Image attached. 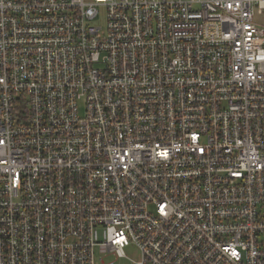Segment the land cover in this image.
I'll use <instances>...</instances> for the list:
<instances>
[{"label": "built area", "instance_id": "1", "mask_svg": "<svg viewBox=\"0 0 264 264\" xmlns=\"http://www.w3.org/2000/svg\"><path fill=\"white\" fill-rule=\"evenodd\" d=\"M256 8L0 0V264H264Z\"/></svg>", "mask_w": 264, "mask_h": 264}, {"label": "rangeland", "instance_id": "2", "mask_svg": "<svg viewBox=\"0 0 264 264\" xmlns=\"http://www.w3.org/2000/svg\"><path fill=\"white\" fill-rule=\"evenodd\" d=\"M255 20L259 24L264 25V10H255ZM102 24V18L98 21ZM125 257L116 258L113 254H103L95 249L94 253V264H109L113 261V264H133L134 261L139 259V250L133 243L124 248Z\"/></svg>", "mask_w": 264, "mask_h": 264}]
</instances>
